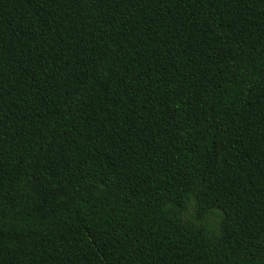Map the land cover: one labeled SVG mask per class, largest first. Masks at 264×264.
I'll return each mask as SVG.
<instances>
[{"label": "trees", "instance_id": "trees-1", "mask_svg": "<svg viewBox=\"0 0 264 264\" xmlns=\"http://www.w3.org/2000/svg\"><path fill=\"white\" fill-rule=\"evenodd\" d=\"M0 264H264V0H0Z\"/></svg>", "mask_w": 264, "mask_h": 264}]
</instances>
